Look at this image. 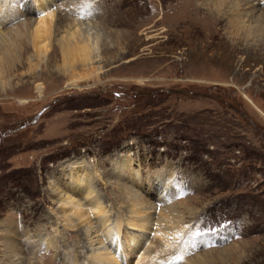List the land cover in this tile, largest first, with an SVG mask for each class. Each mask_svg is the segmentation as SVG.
<instances>
[{
  "label": "rangeland",
  "instance_id": "374dc122",
  "mask_svg": "<svg viewBox=\"0 0 264 264\" xmlns=\"http://www.w3.org/2000/svg\"><path fill=\"white\" fill-rule=\"evenodd\" d=\"M0 1L3 11L18 13L7 29L40 17L22 15L36 0ZM189 1L207 11L201 17L191 13L189 25L180 24L176 8L186 0H58L53 6V22H75L100 34L91 69L101 68L72 85L51 45L37 66L28 47L20 59L24 66L4 75L0 264L8 257L3 242L9 236L15 243L29 242L32 251L24 249L23 264H73L74 250L83 259L82 243L72 239L76 234L65 230V222L55 225L60 205L47 196L50 180L57 166L77 160L95 165L97 193L113 216L125 188L118 191L106 176L115 174L112 165L121 156L132 161L143 184L138 193L151 203L147 244L157 238L156 218L167 199L183 216L179 229L189 232L183 243L194 247L176 264L205 254L209 264H264V46L259 38L237 35L226 21L231 12ZM138 4H146L142 16L129 19L127 11ZM254 6L264 13V0ZM239 10L247 15L245 26L262 12ZM120 18L131 20V29L116 27ZM120 32L123 39L116 38ZM61 35L55 31V43ZM74 65L71 71L82 73ZM126 190L133 195L136 189ZM178 245L162 249L172 253Z\"/></svg>",
  "mask_w": 264,
  "mask_h": 264
},
{
  "label": "bare ground",
  "instance_id": "6f19581e",
  "mask_svg": "<svg viewBox=\"0 0 264 264\" xmlns=\"http://www.w3.org/2000/svg\"><path fill=\"white\" fill-rule=\"evenodd\" d=\"M57 1L36 0L34 7H23V16L36 12L40 17L38 21L34 22L26 20V23L23 22V24L19 25L20 27L14 30L7 29V26L16 21V15L18 13L15 15L10 11H3L4 8L2 6L4 3L1 4L0 1L1 88L7 83L4 77L7 71H12L14 68L19 69L24 66V63L20 59L28 53V47L33 49L31 58L36 62L34 66H37L51 48V45L55 46L61 57L62 71L69 74L68 76L72 85H78L80 79H86L87 76L93 75L101 68H98V70L91 69L95 58L98 57L97 51L100 34L84 31L81 28L82 26H80L81 24L79 25L75 22L71 26L68 23V25L63 23V19H60L61 21L56 19V22H53L54 10L52 8L57 4ZM186 1L184 2L185 5H183V2L176 5L177 12L182 13L183 21L180 24L183 25L193 23L191 19L192 14H197V16L201 17V13H207V11L198 8L192 2ZM204 1L218 13L231 12V15L226 17V21L230 26L236 28L237 35L239 33L242 38H251V40L259 38L262 41L261 46L262 44L264 46V13L263 9L257 10L255 8L254 3L256 0ZM142 5L138 4L131 7L126 13L127 17L134 19L136 16L141 15L144 12L143 10L146 4L144 7ZM241 5L250 6L252 8V15L256 13L255 10L258 12L262 10L259 17L253 22L255 23L254 25L249 23V25L245 26L244 15L246 13L240 12L239 8L242 7ZM8 7L10 8V6ZM74 20L76 22L79 21V19L77 20L75 18ZM114 25L120 28L127 27L131 29L132 21L120 18L115 21ZM55 31H61L63 33L56 40V43L52 38V36L55 37ZM119 35L116 38L123 39V33L120 32ZM131 46L133 45L131 44ZM29 59L30 57L27 58V61ZM30 62L28 61L29 64ZM74 64L80 67L82 73H73L71 71L75 67ZM69 164L66 166L60 165L55 168V177L50 180L52 184L50 189L51 195L47 196L50 198L49 200L56 201L60 205L56 213L60 222L58 221L57 223L55 219V225L60 226L65 222V230L71 229V232L73 231L74 235L76 234V237L72 239L76 240L77 243H82L81 249L85 250V256L81 260L79 255L75 254V250L70 253L73 258V264H176L178 256L186 258L189 254L188 252L194 248L193 246L192 248L187 247L183 243L184 239H186L185 237L189 235V232L186 230L183 234L182 228L179 229L183 223V216L181 217L171 207L172 205H170L171 203L167 199L162 202L164 206L160 209L158 218H156V226L158 229L155 230L154 234L157 238L151 239V242L149 241L150 243L147 244L148 238L145 233L151 229L154 218L147 211L151 206L150 201L138 193L139 190L137 188L143 184L140 176L138 177V171L132 169V161L130 159L122 156L117 157L116 162L112 165V169L116 170L115 174L112 173L106 176L107 181L113 179L117 183L118 191L123 190L119 186L125 188L124 194L126 195H122L124 197L118 196L116 200V202L119 200L118 203L121 204V208L113 216L108 215L109 211L106 210L105 206L107 203L102 199L103 197L98 195L96 190L97 188L94 183L95 176L93 177L96 173L94 174L92 171L98 168L95 165H89L83 160L69 162ZM58 173L61 177L57 176ZM123 176L129 178V182L133 183L132 186H128V180ZM126 186L129 190L136 189L133 190V195L127 192ZM148 186L150 187L149 183ZM44 218L48 219V215L44 216ZM128 227L137 228L138 233L127 231ZM24 242H21L22 244L15 243L10 236L4 240L3 257L8 256L4 257V264H23L26 253L24 249H27L28 252L32 251L31 246L28 244L29 242ZM46 243V248L52 244L49 241ZM175 243H179V245L174 248V252L172 253H168L162 249L164 245L169 244L173 247ZM141 251H143L142 255L138 258L137 256ZM209 256V254H205L203 258L193 257L189 259L188 263L209 264L211 262ZM219 257V259H222L226 255H220Z\"/></svg>",
  "mask_w": 264,
  "mask_h": 264
}]
</instances>
